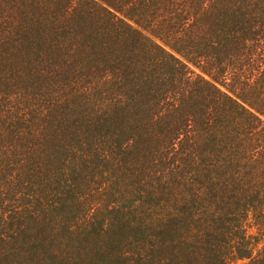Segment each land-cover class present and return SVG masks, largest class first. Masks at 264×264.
<instances>
[{"label": "trees", "instance_id": "obj_1", "mask_svg": "<svg viewBox=\"0 0 264 264\" xmlns=\"http://www.w3.org/2000/svg\"><path fill=\"white\" fill-rule=\"evenodd\" d=\"M0 264H264V0H0Z\"/></svg>", "mask_w": 264, "mask_h": 264}, {"label": "rangeland", "instance_id": "obj_2", "mask_svg": "<svg viewBox=\"0 0 264 264\" xmlns=\"http://www.w3.org/2000/svg\"><path fill=\"white\" fill-rule=\"evenodd\" d=\"M179 11H182V9L181 10H179ZM196 73V72H195Z\"/></svg>", "mask_w": 264, "mask_h": 264}]
</instances>
